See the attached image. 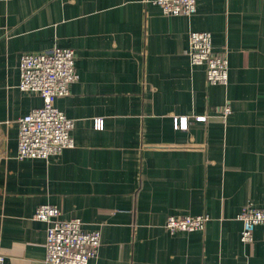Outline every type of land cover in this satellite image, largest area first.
Here are the masks:
<instances>
[{
	"label": "crops",
	"instance_id": "1",
	"mask_svg": "<svg viewBox=\"0 0 264 264\" xmlns=\"http://www.w3.org/2000/svg\"><path fill=\"white\" fill-rule=\"evenodd\" d=\"M192 30L226 53V83L191 64ZM53 46L75 54L78 79L55 99L74 146L19 159L18 119L42 105L18 87L20 54ZM40 204L100 231L88 264H264V226L242 242L237 218L264 207V0H198L190 15L152 0H0L4 264H50ZM170 214L208 220L171 233Z\"/></svg>",
	"mask_w": 264,
	"mask_h": 264
},
{
	"label": "built area",
	"instance_id": "2",
	"mask_svg": "<svg viewBox=\"0 0 264 264\" xmlns=\"http://www.w3.org/2000/svg\"><path fill=\"white\" fill-rule=\"evenodd\" d=\"M198 0H152L164 15H190L196 11ZM189 60L193 65H205L206 81L209 84H224L227 81L228 61L225 52L215 53L208 31L192 30L188 34ZM20 78L18 87L22 91L37 93L42 105L31 109L18 119L16 156L24 158H48L56 156L64 148L73 147L71 129L74 122L55 105V99L66 95L69 86L78 79L75 54L71 48L54 46L43 51L22 52L19 58ZM230 112L226 106L223 116ZM200 120L201 117H196ZM96 126L101 127L97 118ZM61 210L51 204H40L33 219L47 223L45 261L50 264H88L97 254L100 231L84 230L80 218H60ZM242 222L240 239L251 242L255 226H264V207L246 204L237 214ZM208 220L206 214H170L164 228L178 231L202 230ZM5 257L1 251L0 264Z\"/></svg>",
	"mask_w": 264,
	"mask_h": 264
},
{
	"label": "rangeland",
	"instance_id": "3",
	"mask_svg": "<svg viewBox=\"0 0 264 264\" xmlns=\"http://www.w3.org/2000/svg\"><path fill=\"white\" fill-rule=\"evenodd\" d=\"M54 47V46H53Z\"/></svg>",
	"mask_w": 264,
	"mask_h": 264
}]
</instances>
